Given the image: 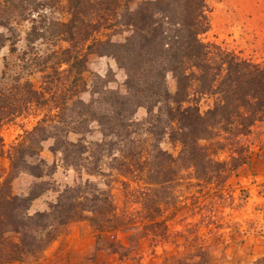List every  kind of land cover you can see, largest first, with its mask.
I'll return each mask as SVG.
<instances>
[{"label":"trees","instance_id":"1","mask_svg":"<svg viewBox=\"0 0 264 264\" xmlns=\"http://www.w3.org/2000/svg\"><path fill=\"white\" fill-rule=\"evenodd\" d=\"M13 1L0 0V8ZM19 1L26 16L36 12L35 0ZM134 1L66 0L68 20L54 21L51 36L56 44H68L53 55L57 67L66 65L69 88L54 97L56 113L42 117L6 156L11 170L22 167L42 177L43 172H32L25 158L36 154L35 143L52 139L51 151L61 153L62 161L78 170L87 146L83 137L73 142L67 135H83L87 123L95 121L102 134L95 146L109 152L113 146L118 148L114 168L141 184L140 221L116 213L109 193L89 181L65 187L49 211L30 215V204L41 193L13 195L11 180H2L0 174V264L22 263L35 256L54 238L50 229L67 227L84 212L90 213L97 239L104 231L142 229L155 243L170 242L162 216L167 209L159 192L171 188L177 175L185 171H192L198 182L223 183L249 163L253 155L249 138L264 121V63L202 40L209 30V3L215 0H141L133 6ZM11 20L0 21V26L8 28ZM35 32L32 23L27 35ZM6 41L0 34V48ZM90 54L111 57L124 70L123 92L103 85L98 90L91 88L87 102L79 96L86 92L83 74ZM167 74L174 80L172 92ZM44 94L37 103H45ZM202 100L208 101L204 110ZM139 107L146 111L140 122L133 120ZM137 131L144 134L143 139L134 137ZM164 137L179 145L176 156L160 147ZM5 154L0 138V157ZM221 154L226 159L220 160ZM194 239L184 238V252L172 255L171 264H217L204 237ZM171 242L178 247V242ZM253 264H264V254Z\"/></svg>","mask_w":264,"mask_h":264},{"label":"rangeland","instance_id":"2","mask_svg":"<svg viewBox=\"0 0 264 264\" xmlns=\"http://www.w3.org/2000/svg\"><path fill=\"white\" fill-rule=\"evenodd\" d=\"M140 1L135 0L133 6ZM22 5L19 0H14L0 8V21L12 18L8 28L0 26V34L9 39L0 48V138L6 151L0 157L2 180L7 177L11 180V193H17L13 195L26 197L31 191L41 193L31 202L30 215L49 211V206L56 202L65 187L89 181L109 193L116 213L140 221L138 197L141 184L121 176L114 168L113 157L119 158L118 148L113 146L109 152L105 147L98 149L95 146L102 140L95 121L87 123L83 135H67L73 142L83 137L82 142L87 146L78 170L66 165L61 153L51 151L52 139L35 143L36 154L25 158L33 168L32 172L41 171L42 177L22 171V167L11 170L6 155L13 153V148L42 117L56 113L54 97L64 93L70 85V78L64 71L66 65L57 67L53 55L59 47L68 44H56L51 36L54 21L68 20L66 0H35L36 12L29 16L21 11ZM12 9L14 17L10 15ZM208 18L209 30L201 36L204 42L217 44L255 63H264V0L211 1ZM32 23L37 35H27ZM124 80V70L114 59L90 54L87 71L83 74L86 92L79 96L87 102L91 88L94 86L98 90L103 85L123 92ZM166 83L172 92L174 80L170 74L166 75ZM42 91H46L43 98L46 101L37 103ZM207 104L208 101L202 100L201 108L204 110ZM145 116V109L139 107L133 120L140 122ZM134 137L141 139L144 134L137 131ZM249 140L253 143L249 163L225 182H198L189 170L178 174L170 184L171 188L159 192L164 201L163 208L167 209L162 216L167 220L170 242L155 243L142 229L104 231L97 239V232L89 221L90 213L84 212L67 227L50 229L54 238L42 251L22 263L13 264H171L172 255L184 252V238L195 240L196 236L204 237L211 245L210 251L217 264H253L264 254V121L254 128ZM160 147L173 156L180 149L166 137L161 140ZM224 159L226 154H221L220 160ZM216 224H220L219 229L215 228ZM9 236L16 240L14 234ZM171 241L178 242V247Z\"/></svg>","mask_w":264,"mask_h":264},{"label":"crops","instance_id":"3","mask_svg":"<svg viewBox=\"0 0 264 264\" xmlns=\"http://www.w3.org/2000/svg\"><path fill=\"white\" fill-rule=\"evenodd\" d=\"M16 182V181H15ZM13 194H17V193H13Z\"/></svg>","mask_w":264,"mask_h":264}]
</instances>
